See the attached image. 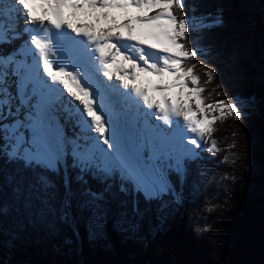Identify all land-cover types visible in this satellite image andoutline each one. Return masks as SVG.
<instances>
[{"label": "snow or ice", "instance_id": "1", "mask_svg": "<svg viewBox=\"0 0 264 264\" xmlns=\"http://www.w3.org/2000/svg\"><path fill=\"white\" fill-rule=\"evenodd\" d=\"M185 6L0 0V46L19 41L0 47V161L12 166L0 174L14 196L34 197L65 224L84 219L91 238L110 217L132 231L141 200L161 209L183 203L189 164L218 150L208 146L215 123L244 115L235 98L205 102L188 62L210 55L205 33L223 20ZM99 21L110 23L94 27ZM205 74L211 82L216 71ZM142 76L156 82L141 86Z\"/></svg>", "mask_w": 264, "mask_h": 264}, {"label": "trees", "instance_id": "2", "mask_svg": "<svg viewBox=\"0 0 264 264\" xmlns=\"http://www.w3.org/2000/svg\"><path fill=\"white\" fill-rule=\"evenodd\" d=\"M184 2L189 14L223 20L205 33L210 55L188 62L205 102L257 101L261 111L217 121L208 146L218 150L189 164L183 203L161 209L141 200L145 211L132 231L110 217L91 238L84 219L69 225L41 213L38 200L14 196L0 174V264H264V0ZM188 46H196L191 35ZM206 68L216 71L211 82ZM0 165L5 173L12 167Z\"/></svg>", "mask_w": 264, "mask_h": 264}, {"label": "bare ground", "instance_id": "3", "mask_svg": "<svg viewBox=\"0 0 264 264\" xmlns=\"http://www.w3.org/2000/svg\"><path fill=\"white\" fill-rule=\"evenodd\" d=\"M117 15H119V14H117ZM77 22L90 23L92 21H91L90 18H85V17L81 16L79 18V21H77ZM108 23H110V22H104V21L95 22L94 27L104 28V27L108 26ZM18 44H19V41H16L14 44H11V45H3V46H0V47H2V49L4 51H9L12 48L16 47ZM155 82H156L155 76H151V77H143L142 76L141 79H140V81H139V83L141 84V86H150V84H153ZM109 83L116 84L118 82L115 81V80H112V81H109ZM151 119H152V123H158L159 122L156 117H152Z\"/></svg>", "mask_w": 264, "mask_h": 264}, {"label": "rangeland", "instance_id": "4", "mask_svg": "<svg viewBox=\"0 0 264 264\" xmlns=\"http://www.w3.org/2000/svg\"><path fill=\"white\" fill-rule=\"evenodd\" d=\"M239 103L244 106V108L242 109L244 111V115H248L249 113H258L262 109L261 104L257 101L239 102ZM203 148H204V146H203V144H201V149H203ZM201 152L202 151H200V153ZM200 153H199V157H200Z\"/></svg>", "mask_w": 264, "mask_h": 264}]
</instances>
